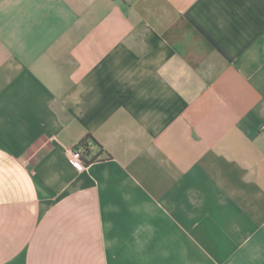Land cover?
Wrapping results in <instances>:
<instances>
[{
	"label": "crops",
	"instance_id": "0c3cea01",
	"mask_svg": "<svg viewBox=\"0 0 264 264\" xmlns=\"http://www.w3.org/2000/svg\"><path fill=\"white\" fill-rule=\"evenodd\" d=\"M0 264H264V0H0Z\"/></svg>",
	"mask_w": 264,
	"mask_h": 264
},
{
	"label": "trees",
	"instance_id": "16d2710c",
	"mask_svg": "<svg viewBox=\"0 0 264 264\" xmlns=\"http://www.w3.org/2000/svg\"><path fill=\"white\" fill-rule=\"evenodd\" d=\"M92 148H98V153L92 154ZM75 149L82 151L86 165L101 160V155L105 152L103 147L92 135L86 136V138L83 139Z\"/></svg>",
	"mask_w": 264,
	"mask_h": 264
},
{
	"label": "built area",
	"instance_id": "2783aa9c",
	"mask_svg": "<svg viewBox=\"0 0 264 264\" xmlns=\"http://www.w3.org/2000/svg\"><path fill=\"white\" fill-rule=\"evenodd\" d=\"M69 162L70 164L79 172L86 169L87 165L83 159L82 151L77 149H72L69 151Z\"/></svg>",
	"mask_w": 264,
	"mask_h": 264
}]
</instances>
